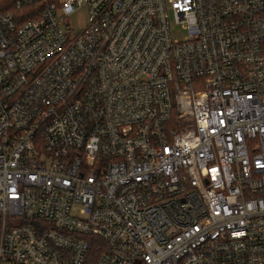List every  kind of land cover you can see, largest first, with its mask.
<instances>
[{
	"label": "built area",
	"instance_id": "obj_1",
	"mask_svg": "<svg viewBox=\"0 0 264 264\" xmlns=\"http://www.w3.org/2000/svg\"><path fill=\"white\" fill-rule=\"evenodd\" d=\"M40 1L0 11V264H264V0Z\"/></svg>",
	"mask_w": 264,
	"mask_h": 264
},
{
	"label": "trees",
	"instance_id": "obj_2",
	"mask_svg": "<svg viewBox=\"0 0 264 264\" xmlns=\"http://www.w3.org/2000/svg\"><path fill=\"white\" fill-rule=\"evenodd\" d=\"M54 1V0H51ZM5 2V0H0V11L1 12H18V14H20L22 16V19L25 18H32V17H36L39 16L40 14V9L43 6V2L44 1H40L39 3H35L33 5H31L28 8H23L21 10L16 11L14 8V6L10 3L9 5H3V3ZM94 241L92 242V245L89 248V251L86 255L84 264H100L99 263V256L100 253L102 251V247H103V241L102 239L98 238V237H93Z\"/></svg>",
	"mask_w": 264,
	"mask_h": 264
},
{
	"label": "rangeland",
	"instance_id": "obj_3",
	"mask_svg": "<svg viewBox=\"0 0 264 264\" xmlns=\"http://www.w3.org/2000/svg\"><path fill=\"white\" fill-rule=\"evenodd\" d=\"M69 26L74 30H79L85 27L88 22V11L85 6L77 8L75 11L70 13L66 18ZM172 34L175 38L181 37V31L178 26H172Z\"/></svg>",
	"mask_w": 264,
	"mask_h": 264
}]
</instances>
